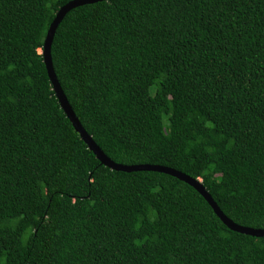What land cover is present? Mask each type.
Masks as SVG:
<instances>
[{"label": "trees", "instance_id": "16d2710c", "mask_svg": "<svg viewBox=\"0 0 264 264\" xmlns=\"http://www.w3.org/2000/svg\"><path fill=\"white\" fill-rule=\"evenodd\" d=\"M68 1L0 0V264H264V235L188 184L87 149L38 52ZM49 53L106 157L184 173L264 228V0L86 3Z\"/></svg>", "mask_w": 264, "mask_h": 264}, {"label": "water", "instance_id": "95a60500", "mask_svg": "<svg viewBox=\"0 0 264 264\" xmlns=\"http://www.w3.org/2000/svg\"><path fill=\"white\" fill-rule=\"evenodd\" d=\"M96 1H102V0H70L66 2L64 5H62L61 7H59V9L56 11L54 17L50 21L45 31L43 41H42L41 51H40L42 62H43L47 77L50 81L53 93L57 99V103L60 109L62 110V112L64 113L65 117L70 122L73 130L78 134L79 138L86 145L87 149H89L93 153V155L99 161V163L103 164L109 169L119 170V171H124V172L138 171V170L157 171V172H162L170 176H173L177 178L178 180L183 181L184 183L188 184L195 191H197L203 197L206 203L210 206L213 213L219 218V220L228 229L239 232V233L255 236V237L264 235V228L255 229V228L240 226L232 222L230 219H228L220 211V209L217 207L215 202L212 200L210 195L205 191V189L203 188V186L198 180L193 179L189 177L188 175H185L184 173H181L172 168H168L162 165H153V164L123 165V164L114 163L113 161H111L108 157H106L103 154V152L93 142L91 137L84 131L78 119L75 117L74 113L72 112L64 94L62 93L59 83L56 80V77L54 75L52 65H51L49 50H50V43H51L55 28L58 22L61 20V18L65 14V12H67L72 7L86 4V3H93Z\"/></svg>", "mask_w": 264, "mask_h": 264}, {"label": "rangeland", "instance_id": "374dc122", "mask_svg": "<svg viewBox=\"0 0 264 264\" xmlns=\"http://www.w3.org/2000/svg\"><path fill=\"white\" fill-rule=\"evenodd\" d=\"M41 50L40 49H38V52H40Z\"/></svg>", "mask_w": 264, "mask_h": 264}]
</instances>
